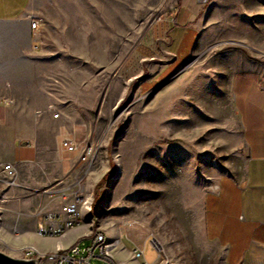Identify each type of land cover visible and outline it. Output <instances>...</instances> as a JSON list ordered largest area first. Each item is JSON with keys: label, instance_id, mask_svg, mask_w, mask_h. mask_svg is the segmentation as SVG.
Here are the masks:
<instances>
[{"label": "rangeland", "instance_id": "1", "mask_svg": "<svg viewBox=\"0 0 264 264\" xmlns=\"http://www.w3.org/2000/svg\"><path fill=\"white\" fill-rule=\"evenodd\" d=\"M180 1L32 0L31 8L44 23H57L56 40L72 41L85 26L92 41L107 45L63 49L48 39L44 47L57 62L44 71L55 75L61 92L75 91L78 115L90 121L79 142L73 140L80 147L74 166L93 145L86 182L98 177L95 224L143 230L173 264H223L220 251L202 238L200 207L217 179L241 163L230 78L248 57H264L245 41H264V0H200L214 25L202 29L190 57L173 70L164 68L171 56L152 33ZM89 51L91 62L84 64ZM18 184L17 176L0 177V250L13 257L26 246L51 249V241L29 232L42 205L33 197H55L50 190L57 183L39 192ZM146 251L152 262L156 251L150 245Z\"/></svg>", "mask_w": 264, "mask_h": 264}, {"label": "crops", "instance_id": "2", "mask_svg": "<svg viewBox=\"0 0 264 264\" xmlns=\"http://www.w3.org/2000/svg\"><path fill=\"white\" fill-rule=\"evenodd\" d=\"M202 3L181 0L169 17L156 25L153 37L161 40L164 53L171 56L164 68L174 70L187 61L202 37V29L214 25L209 19V7ZM31 4L32 0H0V164L12 163L18 185L39 192L40 188L56 184L74 166L78 154L64 149L62 139L80 140V133L90 128V121L78 115L75 91L61 92L54 84L55 75L44 71L45 64L57 63L44 47L48 39L63 49L91 50L107 45L99 38L92 41V30L85 26L74 31L78 37L73 36L72 41L56 40L59 26L56 22L44 23L41 17V26L33 30L31 20L38 17ZM245 41L264 54V41ZM90 55L89 51L84 64L91 62ZM247 60L246 67L230 78V95L239 123L241 163L217 179L204 194L200 207L202 238L220 251L223 264H264V57ZM2 175L7 177L6 172ZM94 176L87 180L92 189L98 180ZM33 199L42 205L34 212L36 221L29 234L35 233L41 213L60 207L58 198H47L46 194L39 193ZM93 218L92 209L91 214L85 213L80 226L62 236L44 238L51 241V249L39 250L73 252L77 246L82 249L98 227L114 244L109 257L116 264H141L133 256L136 246L143 248L144 259L150 264H173L158 256L151 237L143 230L141 235L136 231L127 233L106 222L97 225ZM148 245L156 251L152 262L146 255Z\"/></svg>", "mask_w": 264, "mask_h": 264}, {"label": "built area", "instance_id": "3", "mask_svg": "<svg viewBox=\"0 0 264 264\" xmlns=\"http://www.w3.org/2000/svg\"><path fill=\"white\" fill-rule=\"evenodd\" d=\"M33 30L39 29L41 19L33 17L31 20ZM29 144V142H27ZM62 147L70 152H77L79 145L71 138H64ZM95 148L88 145L80 153L77 165L67 172L50 190L60 200V207L57 210L41 213L35 226V233L38 237H58L64 235L67 230L80 226L83 223L85 213L91 214L95 197L93 189L87 185V168L90 167L94 156ZM6 172L9 179L16 176V170L12 163L0 164V173ZM12 183V181H10ZM16 232H19L16 230ZM158 250V246L152 243ZM106 233L96 228L93 230L90 241L82 249L75 247L73 252L66 249L42 252L35 246H26L21 251L24 258H37L40 264H93L94 258H100L116 264L110 256L113 247ZM158 250V256L161 257ZM133 256L141 261V264H150L144 259V251L141 247L133 249Z\"/></svg>", "mask_w": 264, "mask_h": 264}, {"label": "water", "instance_id": "4", "mask_svg": "<svg viewBox=\"0 0 264 264\" xmlns=\"http://www.w3.org/2000/svg\"><path fill=\"white\" fill-rule=\"evenodd\" d=\"M165 84V83H164ZM164 84L157 85L154 91L159 90ZM0 264H40L37 258L13 257L0 250Z\"/></svg>", "mask_w": 264, "mask_h": 264}, {"label": "bare ground", "instance_id": "5", "mask_svg": "<svg viewBox=\"0 0 264 264\" xmlns=\"http://www.w3.org/2000/svg\"><path fill=\"white\" fill-rule=\"evenodd\" d=\"M118 171L120 172L121 171V168H119Z\"/></svg>", "mask_w": 264, "mask_h": 264}, {"label": "trees", "instance_id": "6", "mask_svg": "<svg viewBox=\"0 0 264 264\" xmlns=\"http://www.w3.org/2000/svg\"><path fill=\"white\" fill-rule=\"evenodd\" d=\"M100 184V183H99Z\"/></svg>", "mask_w": 264, "mask_h": 264}]
</instances>
